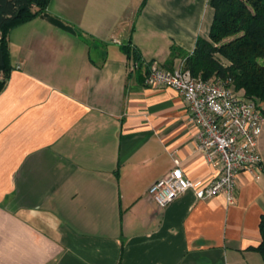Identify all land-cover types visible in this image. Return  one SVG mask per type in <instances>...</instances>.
I'll use <instances>...</instances> for the list:
<instances>
[{
	"label": "crops",
	"instance_id": "1",
	"mask_svg": "<svg viewBox=\"0 0 264 264\" xmlns=\"http://www.w3.org/2000/svg\"><path fill=\"white\" fill-rule=\"evenodd\" d=\"M47 11L61 23L39 16L9 35L0 264H264V128L262 164L238 174L233 203L187 191L160 207L147 194L175 159L190 179L217 169L179 91L131 71L123 47L162 65L174 45L192 53L209 37V0H51Z\"/></svg>",
	"mask_w": 264,
	"mask_h": 264
},
{
	"label": "built area",
	"instance_id": "2",
	"mask_svg": "<svg viewBox=\"0 0 264 264\" xmlns=\"http://www.w3.org/2000/svg\"><path fill=\"white\" fill-rule=\"evenodd\" d=\"M146 82L179 91L190 120L198 127V149L217 169L211 179H190L175 159V166L149 186L148 196L160 207L168 206L187 191H193L199 199L223 193L233 203L238 174L258 168L263 161L258 147L264 124L263 103L240 94L224 80L194 76L184 61L172 69L153 63Z\"/></svg>",
	"mask_w": 264,
	"mask_h": 264
},
{
	"label": "trees",
	"instance_id": "3",
	"mask_svg": "<svg viewBox=\"0 0 264 264\" xmlns=\"http://www.w3.org/2000/svg\"><path fill=\"white\" fill-rule=\"evenodd\" d=\"M50 1L0 0V92L13 69L11 31L39 16L61 23L48 13ZM209 4L214 10L209 37L200 36L192 53L174 45L164 66L172 69L174 59L181 55L185 68L194 76L224 80L235 91L264 103V0H209ZM65 27L77 32L72 26ZM123 50L131 71H144L146 76L153 62H144L137 47L125 45ZM260 230L262 241L257 249L264 260V216Z\"/></svg>",
	"mask_w": 264,
	"mask_h": 264
},
{
	"label": "rangeland",
	"instance_id": "4",
	"mask_svg": "<svg viewBox=\"0 0 264 264\" xmlns=\"http://www.w3.org/2000/svg\"><path fill=\"white\" fill-rule=\"evenodd\" d=\"M262 61L264 62V59H262ZM179 65H180V64H179ZM179 65H178V66H179ZM239 93H240V94H243L242 92H239ZM263 105H264V103H263ZM263 128H264V124H263Z\"/></svg>",
	"mask_w": 264,
	"mask_h": 264
}]
</instances>
